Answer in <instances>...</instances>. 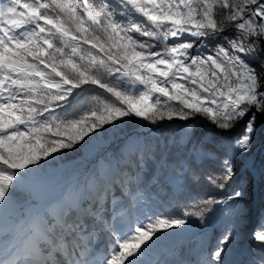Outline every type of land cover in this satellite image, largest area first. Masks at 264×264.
I'll use <instances>...</instances> for the list:
<instances>
[{"label": "snow or ice", "instance_id": "snow-or-ice-1", "mask_svg": "<svg viewBox=\"0 0 264 264\" xmlns=\"http://www.w3.org/2000/svg\"><path fill=\"white\" fill-rule=\"evenodd\" d=\"M0 264H264V0H0Z\"/></svg>", "mask_w": 264, "mask_h": 264}, {"label": "rangeland", "instance_id": "rangeland-1", "mask_svg": "<svg viewBox=\"0 0 264 264\" xmlns=\"http://www.w3.org/2000/svg\"><path fill=\"white\" fill-rule=\"evenodd\" d=\"M250 199H251V206L252 208L254 209L253 211V214L255 212H260V205H261V193L259 191V189H254L251 193V196H250ZM173 212L175 213H179L180 211V208L178 206H173L172 209H171ZM258 216V215H257ZM257 216L256 218L254 217V215H252L251 219L249 221H246L245 224H246V230H245V233L243 234L242 236V241H243V248L245 249V251H248L250 250V239H249V234L251 233L252 231V228L255 226V223H253L254 221V218L257 219ZM256 222V220H255ZM211 231V230H210ZM191 233L187 234L188 236L190 235ZM209 238L212 236V231L211 233L208 234ZM189 239H187V236H185L183 238V242L185 244H189L188 242ZM214 242V241H213Z\"/></svg>", "mask_w": 264, "mask_h": 264}, {"label": "trees", "instance_id": "trees-1", "mask_svg": "<svg viewBox=\"0 0 264 264\" xmlns=\"http://www.w3.org/2000/svg\"><path fill=\"white\" fill-rule=\"evenodd\" d=\"M209 233H211V231H209ZM202 239H204V237L198 233H191L189 235V244H192V245H196L198 244Z\"/></svg>", "mask_w": 264, "mask_h": 264}, {"label": "bare ground", "instance_id": "bare-ground-1", "mask_svg": "<svg viewBox=\"0 0 264 264\" xmlns=\"http://www.w3.org/2000/svg\"><path fill=\"white\" fill-rule=\"evenodd\" d=\"M258 214H259V212L257 211V212H255L253 215H254V217L256 218V216H257ZM255 218H254L253 223H255V220H256ZM186 236H187V239H189V236H188V235H186Z\"/></svg>", "mask_w": 264, "mask_h": 264}]
</instances>
